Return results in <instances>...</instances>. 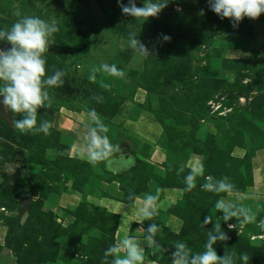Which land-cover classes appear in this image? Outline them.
<instances>
[{"label": "rangeland", "instance_id": "1", "mask_svg": "<svg viewBox=\"0 0 264 264\" xmlns=\"http://www.w3.org/2000/svg\"><path fill=\"white\" fill-rule=\"evenodd\" d=\"M136 3L144 6V0ZM26 15L57 22L46 75L57 69L66 75L63 87L49 89L51 108L38 110V124H53L50 135L21 134L0 117V264H104V251L117 243L119 231L133 236L141 224L129 192L139 196L156 189L159 199L177 200L168 211L159 210L158 242L170 249L182 240L194 252L203 251L213 227L202 226L204 218L223 214L214 209L219 197L201 190L203 179L193 191H183L191 159L198 161L191 163L194 168L203 165L206 176H227L238 190L227 198L257 215L255 223L232 231L221 221L229 239L214 246L218 255L227 247L248 253L249 264H264V229L258 226L264 219V14L234 29L209 10L207 0H169L147 21L123 15L117 0H0V29ZM133 32L155 49L151 57L128 48ZM161 34L171 40L164 42ZM7 48L0 41V49ZM102 63L115 64L126 77L98 72L89 81V70ZM91 108L125 154L113 170L121 162L118 170L126 172L87 162ZM154 147L168 156L163 169L151 162ZM113 182L122 197L102 190L103 183ZM77 194L84 197L76 200ZM147 255L171 264L170 251Z\"/></svg>", "mask_w": 264, "mask_h": 264}, {"label": "clouds", "instance_id": "2", "mask_svg": "<svg viewBox=\"0 0 264 264\" xmlns=\"http://www.w3.org/2000/svg\"><path fill=\"white\" fill-rule=\"evenodd\" d=\"M122 14L133 18H157L159 14L169 5V0H144V6L138 7L136 0H117ZM208 8L221 20L228 19L232 27L238 28L245 19L257 20L264 14V0H207ZM201 9L198 15L203 16ZM19 16V13H17ZM59 31L55 20L46 21L38 16H21L9 28L0 29V41H5L10 48L0 49V104L5 112H11L13 119L11 125L14 130L21 134L36 135L43 133L45 136L51 134L53 124L49 120H43L38 124V110L50 109L52 99L49 94L51 88L63 87L66 73L63 70H55L52 75H46V53L54 44V34ZM160 39L164 42L171 40L170 36L161 34ZM127 46L140 58L152 56L155 49H149L136 36L129 33ZM77 67H81L77 65ZM102 72L110 77L123 79L125 71L117 68L115 64L102 63L99 67L89 70L88 79L95 82L97 73ZM108 87V85H104ZM97 102L102 97H93ZM21 116L22 119H15ZM87 132L84 136V151L87 162L92 167L103 164L108 170H113V165L118 160L125 159V154L119 144H113L107 133L108 126L95 108L87 112ZM129 162L131 157L127 158ZM184 168L177 169L179 176ZM203 179L200 185L202 191L212 193L219 197L214 204L215 212L222 213L221 217L215 218L212 214L204 218L202 226L213 224L211 230L207 231V239L203 251L194 252L192 248L182 240L171 242L170 249L162 246L156 236L162 231V225L156 222L159 216L158 201L161 189L148 191L142 195L129 192L128 200L130 208L136 209V202L142 201L137 214L138 221L143 224L151 221L147 229H144V245L137 242L135 237L124 236L117 243L110 245L104 251V264H145V253L156 257L165 252H171V264H249L248 253L237 254L225 247L224 255H218L215 245L218 242H226L229 239L227 233L222 229L221 221L227 224L228 231L237 230L238 225L255 223L257 215L251 208L244 206L227 197L237 193L238 190L227 176L217 179L212 175H205L203 165L189 171L183 179L185 185L183 191L191 192L197 186V180ZM235 219L236 223H229ZM258 226L264 229V219L259 220ZM151 264H155L152 261Z\"/></svg>", "mask_w": 264, "mask_h": 264}, {"label": "crops", "instance_id": "3", "mask_svg": "<svg viewBox=\"0 0 264 264\" xmlns=\"http://www.w3.org/2000/svg\"><path fill=\"white\" fill-rule=\"evenodd\" d=\"M151 152L153 153V155H152L153 157L152 156L150 157L151 160H152L151 162L153 164H157L160 169H163L162 166L168 160V156H167L166 152L164 150H162L160 147H154L153 151H151ZM193 161H196L195 162V166H197V164H198L197 163L198 162L197 159H191L188 162L187 167H189L191 169H194V167L191 166V163L194 164ZM119 164H121V162H119ZM119 164H118V168H120V167L123 168L125 163H122L121 165H119ZM114 166H117V163H115ZM118 168L113 170L114 173L117 174L119 172L122 173V172H126L127 171V170H121L120 171V170H118ZM103 184H104V187L101 186L103 191L107 192V190H108V191H110V193H112V194L114 193L115 196L116 195L119 196V197L123 196V193L119 189L117 190L116 187L114 186V184H115L114 182L111 183V184H108V183H103ZM76 196H78V197H76ZM76 196L75 195L73 196V197H75L76 200H79V199L81 200L84 197L83 194H77ZM176 204H177V200H176V198L174 196H172V195L165 196L164 195L158 201V208H159L160 211L166 212V211H168V209L172 208ZM140 206H142V201H137L136 202V210L137 211H138ZM111 208H113V207H111ZM113 210H114V208H113ZM140 225L138 224L137 228L135 229L137 234L133 235L131 237H135L137 242L140 243L143 246L144 245V236L146 235L144 229H146V228H143V226H140ZM123 227H126V225H123L121 228H123ZM119 229H120V227H119ZM126 231H128V230H124L122 232L119 231L118 236H116L117 237V242L122 237H124V236H122V234L124 235V232H126ZM147 254H148V252L145 253V264H151V262L155 261V260H152L151 258H149ZM155 264H162V263H159V262L155 261Z\"/></svg>", "mask_w": 264, "mask_h": 264}, {"label": "water", "instance_id": "4", "mask_svg": "<svg viewBox=\"0 0 264 264\" xmlns=\"http://www.w3.org/2000/svg\"><path fill=\"white\" fill-rule=\"evenodd\" d=\"M3 97H0V101H2ZM0 117L3 118L5 121H7L9 124H11V121L13 119L11 112H5L3 109V105L0 104Z\"/></svg>", "mask_w": 264, "mask_h": 264}, {"label": "trees", "instance_id": "5", "mask_svg": "<svg viewBox=\"0 0 264 264\" xmlns=\"http://www.w3.org/2000/svg\"><path fill=\"white\" fill-rule=\"evenodd\" d=\"M157 262H159V263H162V264H163V261H162V260H160V261H157Z\"/></svg>", "mask_w": 264, "mask_h": 264}]
</instances>
